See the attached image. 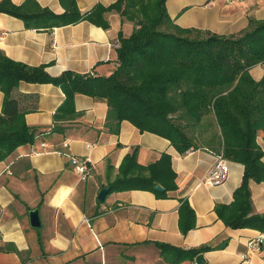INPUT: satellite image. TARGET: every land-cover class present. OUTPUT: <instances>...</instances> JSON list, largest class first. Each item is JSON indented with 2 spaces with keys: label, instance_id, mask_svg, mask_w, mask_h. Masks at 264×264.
Wrapping results in <instances>:
<instances>
[{
  "label": "crops",
  "instance_id": "obj_1",
  "mask_svg": "<svg viewBox=\"0 0 264 264\" xmlns=\"http://www.w3.org/2000/svg\"><path fill=\"white\" fill-rule=\"evenodd\" d=\"M3 0H0L2 2ZM21 5L26 0H11ZM40 7L64 13L59 0H35ZM85 15L98 4L109 7L116 0H77ZM169 16L181 28L238 35L251 19L264 20V0H168ZM109 29L89 21L53 30H30L22 20L0 14V51L29 66H46L58 77L64 72L109 76L117 66L120 36L129 37L132 23L109 12ZM256 81L264 77V64L250 71ZM25 113L28 126L38 128L35 144L19 147L7 160H0V264H196L180 257V250L217 246L204 251L206 264H264L260 251L249 243L264 237L254 229H231L219 218L216 207L230 205L240 187L244 166L228 162L229 179L219 186L199 185L217 162L219 154L200 148L181 155L165 138L141 133L132 123L122 122L120 133L106 127L108 106L86 95H76L77 116L64 122L65 133L52 131L55 114L65 101L53 84L22 82L12 92ZM4 94L0 92V112ZM264 150V138H259ZM64 144H67L65 147ZM45 145V146H44ZM138 149L143 166L172 157L176 189L167 198L147 191L109 193L98 200L119 174L127 155ZM67 155L90 158L92 176L81 178ZM264 161V158H263ZM111 188V187H110ZM253 213L264 215V183L251 181ZM185 203L184 206H182ZM187 206L195 212V227L184 234L181 213ZM40 209L41 227L32 228L30 212Z\"/></svg>",
  "mask_w": 264,
  "mask_h": 264
},
{
  "label": "trees",
  "instance_id": "obj_2",
  "mask_svg": "<svg viewBox=\"0 0 264 264\" xmlns=\"http://www.w3.org/2000/svg\"><path fill=\"white\" fill-rule=\"evenodd\" d=\"M167 1L116 0L109 7L98 4L85 15L77 0H59L62 14L40 7L35 0L21 5L0 2V14L22 20L30 30H53L82 21L109 29V12L134 26L129 37L120 36L117 66L109 76L68 71L53 77L44 65L29 66L0 51V92L4 94L0 160H7L19 147L35 144L40 134L38 128L27 125L19 101L12 97L14 89L22 82L53 84L66 96L55 114V133H65L63 123L78 115L76 95H86L106 103V127L113 134L118 135L122 122L128 121L141 133L167 139L181 155L205 148L243 165V180L233 202L218 205L216 212L231 229L264 234V215L253 213L250 189L251 181L264 183V150L259 143L264 138V77L256 81L250 73L264 64V20L251 19L237 36L184 29L169 16ZM109 186L110 193L139 190L167 198L176 189L172 157L163 154L155 163L143 166L135 149L125 157ZM195 218L190 206L182 208L184 234L195 227ZM225 246L226 241L187 251L169 245L160 248L176 251L178 259H193Z\"/></svg>",
  "mask_w": 264,
  "mask_h": 264
},
{
  "label": "built area",
  "instance_id": "obj_3",
  "mask_svg": "<svg viewBox=\"0 0 264 264\" xmlns=\"http://www.w3.org/2000/svg\"><path fill=\"white\" fill-rule=\"evenodd\" d=\"M228 2H236L239 0H227ZM5 33L0 35V39H3ZM119 44L117 45V48ZM45 146V145H44ZM66 147L67 144H64ZM70 159V162L73 166L74 171L83 179L89 178L92 176V171L94 169L93 162L90 158H80L75 156L67 155ZM230 172L228 168V160H226L223 154H219L217 157V162L210 169L208 174L199 182V185L207 186H219L227 182L229 179ZM264 237H260L257 240L249 243V249L252 251H260L263 244ZM243 264H249L247 255L243 256Z\"/></svg>",
  "mask_w": 264,
  "mask_h": 264
},
{
  "label": "water",
  "instance_id": "obj_4",
  "mask_svg": "<svg viewBox=\"0 0 264 264\" xmlns=\"http://www.w3.org/2000/svg\"><path fill=\"white\" fill-rule=\"evenodd\" d=\"M156 189L160 192L164 191L162 186H157ZM110 191H111L110 187H107V188L103 189L102 191H100V193L98 195V200L101 202H104L106 200V197L110 193ZM30 223H31L32 228L41 227L40 209L37 208V209L32 210L30 212ZM263 244H264V240H263ZM196 264H206V260H205L203 254H200L196 257Z\"/></svg>",
  "mask_w": 264,
  "mask_h": 264
},
{
  "label": "rangeland",
  "instance_id": "obj_5",
  "mask_svg": "<svg viewBox=\"0 0 264 264\" xmlns=\"http://www.w3.org/2000/svg\"><path fill=\"white\" fill-rule=\"evenodd\" d=\"M245 31V30H244ZM241 34V33H240ZM240 34H238V35H240ZM234 36H237V35H234Z\"/></svg>",
  "mask_w": 264,
  "mask_h": 264
}]
</instances>
